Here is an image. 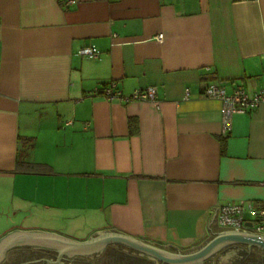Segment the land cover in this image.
Returning a JSON list of instances; mask_svg holds the SVG:
<instances>
[{"label":"crops","instance_id":"obj_1","mask_svg":"<svg viewBox=\"0 0 264 264\" xmlns=\"http://www.w3.org/2000/svg\"><path fill=\"white\" fill-rule=\"evenodd\" d=\"M110 81L157 101L107 98ZM211 82L264 86V0H0V236L189 249L223 229L222 204L264 200V103L223 131Z\"/></svg>","mask_w":264,"mask_h":264},{"label":"water","instance_id":"obj_2","mask_svg":"<svg viewBox=\"0 0 264 264\" xmlns=\"http://www.w3.org/2000/svg\"><path fill=\"white\" fill-rule=\"evenodd\" d=\"M246 226L250 227L251 222L246 221ZM23 244L54 247L59 258L64 254L99 251L108 244H122L167 264H196L230 244H245L264 250V236L249 229L223 228L213 232L194 247H173L174 250H170L159 242L144 240L114 229L96 231L85 239H76L52 231L14 229L0 236V262L8 248Z\"/></svg>","mask_w":264,"mask_h":264},{"label":"built area","instance_id":"obj_3","mask_svg":"<svg viewBox=\"0 0 264 264\" xmlns=\"http://www.w3.org/2000/svg\"><path fill=\"white\" fill-rule=\"evenodd\" d=\"M74 2V0H69ZM162 38V33L157 35ZM80 54L95 57L99 50L93 46L81 47ZM100 92L107 98L123 97L131 101L134 99H147L156 102V89L154 85L144 88H136L128 96H122L121 92L115 88L113 81L101 87ZM205 95L218 98L223 104V131H227L231 126V118L234 113L249 111L264 103V86L257 92L249 93L241 85H237L228 93L221 82H211L204 87ZM188 90H185L184 97H187ZM246 214L250 218L246 217ZM217 221L224 229H249L250 231L264 236V200H241L237 202L225 203L219 206ZM246 221L251 222V226H246Z\"/></svg>","mask_w":264,"mask_h":264},{"label":"flooded vegetation","instance_id":"obj_4","mask_svg":"<svg viewBox=\"0 0 264 264\" xmlns=\"http://www.w3.org/2000/svg\"><path fill=\"white\" fill-rule=\"evenodd\" d=\"M168 249L174 250L172 246ZM0 264H167L122 244H108L86 254L58 257L54 247L23 244L8 248ZM196 264H264V250L245 244H230Z\"/></svg>","mask_w":264,"mask_h":264},{"label":"trees","instance_id":"obj_5","mask_svg":"<svg viewBox=\"0 0 264 264\" xmlns=\"http://www.w3.org/2000/svg\"><path fill=\"white\" fill-rule=\"evenodd\" d=\"M41 164L35 162L18 161L16 170L20 172H44Z\"/></svg>","mask_w":264,"mask_h":264},{"label":"rangeland","instance_id":"obj_6","mask_svg":"<svg viewBox=\"0 0 264 264\" xmlns=\"http://www.w3.org/2000/svg\"><path fill=\"white\" fill-rule=\"evenodd\" d=\"M22 149H23V147H22ZM26 224V223H25ZM89 237V236H88Z\"/></svg>","mask_w":264,"mask_h":264}]
</instances>
